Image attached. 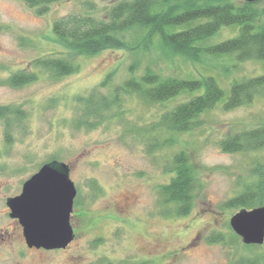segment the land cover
<instances>
[{
	"label": "rangeland",
	"instance_id": "374dc122",
	"mask_svg": "<svg viewBox=\"0 0 264 264\" xmlns=\"http://www.w3.org/2000/svg\"><path fill=\"white\" fill-rule=\"evenodd\" d=\"M118 1L63 0L38 15L22 0H0V107L23 114L10 117V126L0 117V264H264V243L242 241L230 225L241 208L227 205L264 177V149L226 152L220 145L230 135L264 126V94L234 110L220 103L200 117L194 131L177 135L155 131L154 125L188 95L158 104L126 94L109 120L92 129L75 125L78 96L96 88L107 94L147 68L178 78L216 75L228 92L235 79L264 75L263 61L237 63L227 72L234 62L164 57L154 39L143 51L109 48L77 57L80 69L68 76L54 77L35 65L65 51L54 40L56 20L87 12L105 18ZM259 7L264 9V1ZM236 34L237 28H224L210 43ZM17 73L38 77L14 87L8 80ZM109 75L110 85L101 86ZM167 140L171 145L161 146ZM182 151L199 188L187 215L168 218L159 189L171 181L173 158ZM52 159L69 165L77 188L71 217L76 238L66 249H30L7 200ZM214 234L223 241L213 240Z\"/></svg>",
	"mask_w": 264,
	"mask_h": 264
},
{
	"label": "trees",
	"instance_id": "16d2710c",
	"mask_svg": "<svg viewBox=\"0 0 264 264\" xmlns=\"http://www.w3.org/2000/svg\"><path fill=\"white\" fill-rule=\"evenodd\" d=\"M22 1L38 15H45L51 5L63 0ZM260 3L244 0H119L110 7L105 18L88 12L68 14L53 24L54 40L65 51L59 56L38 59L35 65L54 77L68 76L80 69V64L75 62L77 57L94 56L109 48L143 51L158 39L164 57L184 58L198 64L234 62L226 67L229 72L237 63L264 62V9L259 7ZM232 27L237 28L235 36L210 43L224 28ZM37 77L36 73H17L8 83L20 87ZM110 80L111 75L101 86H109ZM109 90L104 94L96 88L88 95L78 96L81 109L76 127L92 129L109 120L111 111L121 106L122 96L126 94L158 104L188 95L186 101L167 110L154 125L155 131L177 135L194 131L201 124L200 117L220 103L226 111L252 104L264 94V75L235 79L227 92L216 75L178 78L147 68L139 77H131ZM22 115L20 108L0 107V117L6 118L9 126L10 117ZM171 142L163 141L161 146H170ZM220 145L226 152L263 150L264 126L230 135ZM53 161L58 160L50 162ZM170 172L171 181L159 189L166 207L162 214L168 218L185 216L193 207L195 191L199 188L198 175L184 151L174 156ZM263 204L264 177L250 183L227 203L241 209ZM212 239L223 241V236L214 234Z\"/></svg>",
	"mask_w": 264,
	"mask_h": 264
},
{
	"label": "water",
	"instance_id": "95a60500",
	"mask_svg": "<svg viewBox=\"0 0 264 264\" xmlns=\"http://www.w3.org/2000/svg\"><path fill=\"white\" fill-rule=\"evenodd\" d=\"M262 2L264 0H244ZM77 188L66 163L44 164L23 186L22 193L8 198L10 216L19 221L30 249H66L76 238L71 223ZM231 228L247 245L264 243V205L242 208L230 219Z\"/></svg>",
	"mask_w": 264,
	"mask_h": 264
}]
</instances>
